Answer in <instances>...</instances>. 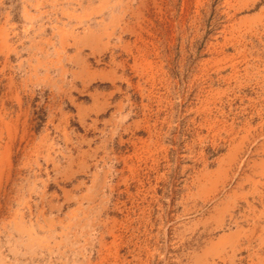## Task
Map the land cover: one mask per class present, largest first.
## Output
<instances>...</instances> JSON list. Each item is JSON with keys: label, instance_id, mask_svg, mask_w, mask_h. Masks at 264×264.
<instances>
[{"label": "rangeland", "instance_id": "374dc122", "mask_svg": "<svg viewBox=\"0 0 264 264\" xmlns=\"http://www.w3.org/2000/svg\"><path fill=\"white\" fill-rule=\"evenodd\" d=\"M0 264H264V0H0Z\"/></svg>", "mask_w": 264, "mask_h": 264}, {"label": "trees", "instance_id": "16d2710c", "mask_svg": "<svg viewBox=\"0 0 264 264\" xmlns=\"http://www.w3.org/2000/svg\"><path fill=\"white\" fill-rule=\"evenodd\" d=\"M40 121H43L41 117H40Z\"/></svg>", "mask_w": 264, "mask_h": 264}]
</instances>
